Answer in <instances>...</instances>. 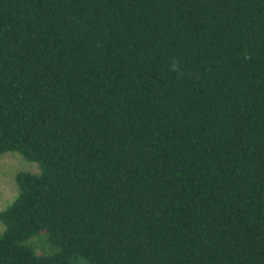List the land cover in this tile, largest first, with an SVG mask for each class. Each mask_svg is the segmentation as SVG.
I'll return each mask as SVG.
<instances>
[{
    "label": "trees",
    "instance_id": "1",
    "mask_svg": "<svg viewBox=\"0 0 264 264\" xmlns=\"http://www.w3.org/2000/svg\"><path fill=\"white\" fill-rule=\"evenodd\" d=\"M6 151L0 264H264V0H0Z\"/></svg>",
    "mask_w": 264,
    "mask_h": 264
},
{
    "label": "rangeland",
    "instance_id": "2",
    "mask_svg": "<svg viewBox=\"0 0 264 264\" xmlns=\"http://www.w3.org/2000/svg\"><path fill=\"white\" fill-rule=\"evenodd\" d=\"M36 169V165L33 162L23 159L16 152L6 151L0 153V208H2L16 192V184L14 181L15 172L18 170L36 171ZM31 242L36 251L46 248L41 234L34 236Z\"/></svg>",
    "mask_w": 264,
    "mask_h": 264
}]
</instances>
